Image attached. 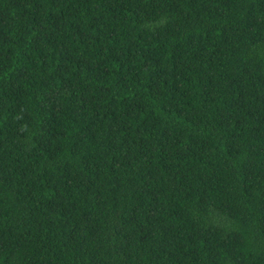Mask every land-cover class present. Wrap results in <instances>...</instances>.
<instances>
[{
    "label": "trees",
    "instance_id": "trees-1",
    "mask_svg": "<svg viewBox=\"0 0 264 264\" xmlns=\"http://www.w3.org/2000/svg\"><path fill=\"white\" fill-rule=\"evenodd\" d=\"M0 264H264V0H0Z\"/></svg>",
    "mask_w": 264,
    "mask_h": 264
}]
</instances>
